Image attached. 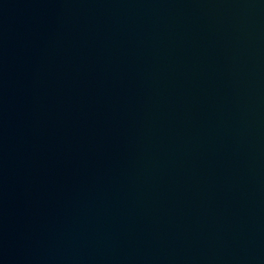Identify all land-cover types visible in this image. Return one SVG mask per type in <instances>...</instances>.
<instances>
[{
  "label": "water",
  "instance_id": "95a60500",
  "mask_svg": "<svg viewBox=\"0 0 264 264\" xmlns=\"http://www.w3.org/2000/svg\"><path fill=\"white\" fill-rule=\"evenodd\" d=\"M0 264H264V0H0Z\"/></svg>",
  "mask_w": 264,
  "mask_h": 264
}]
</instances>
